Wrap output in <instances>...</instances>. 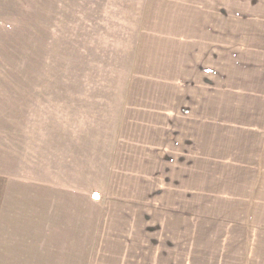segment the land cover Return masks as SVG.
<instances>
[{
	"label": "rangeland",
	"instance_id": "374dc122",
	"mask_svg": "<svg viewBox=\"0 0 264 264\" xmlns=\"http://www.w3.org/2000/svg\"><path fill=\"white\" fill-rule=\"evenodd\" d=\"M150 1L0 0V264H264L196 131L256 0Z\"/></svg>",
	"mask_w": 264,
	"mask_h": 264
},
{
	"label": "crops",
	"instance_id": "0c3cea01",
	"mask_svg": "<svg viewBox=\"0 0 264 264\" xmlns=\"http://www.w3.org/2000/svg\"><path fill=\"white\" fill-rule=\"evenodd\" d=\"M154 2L150 1L152 6ZM234 7L236 14V4ZM254 7L259 18L253 17L255 29L249 20L240 23V29L237 22L230 24L228 39L224 40L228 58L222 60L217 50L212 55L215 76L220 77L226 69L227 73L223 74L227 79L223 89L218 90V84H214L207 102L199 104L200 109L202 106L211 108L213 114L212 119L207 120V128L204 127L206 120L197 118L196 131L200 144L202 141L208 148L212 146L213 164L217 168V176L207 191L212 190L215 196V184L220 179L219 187L226 190L224 195L228 197L229 210L237 214L233 220L244 227V235L264 236V0L241 5L239 12L252 15ZM157 11L158 6L151 12L155 15ZM172 12H182V9L175 8ZM183 19L180 15L175 20ZM176 23L166 27L170 37L172 34L182 36L179 31L182 28ZM253 31L258 35H253ZM176 43L171 40L161 51L181 70L184 58L181 51L174 48ZM217 118L223 119V124L235 123L238 128L230 131V135L218 133L220 120ZM190 121L187 118L185 125L189 126Z\"/></svg>",
	"mask_w": 264,
	"mask_h": 264
}]
</instances>
